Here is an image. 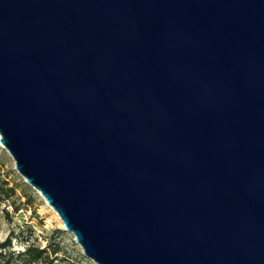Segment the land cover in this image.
<instances>
[{"label":"water","instance_id":"1","mask_svg":"<svg viewBox=\"0 0 264 264\" xmlns=\"http://www.w3.org/2000/svg\"><path fill=\"white\" fill-rule=\"evenodd\" d=\"M0 141L98 264H264V0H0Z\"/></svg>","mask_w":264,"mask_h":264},{"label":"rangeland","instance_id":"2","mask_svg":"<svg viewBox=\"0 0 264 264\" xmlns=\"http://www.w3.org/2000/svg\"><path fill=\"white\" fill-rule=\"evenodd\" d=\"M8 187H13L15 194L0 204V241L14 230L18 237L13 239L12 249L16 251L23 250L27 243L41 247L51 243V247L60 248V264H98L86 256L58 213L20 174L11 154L0 145V191ZM16 206L20 207L17 212Z\"/></svg>","mask_w":264,"mask_h":264},{"label":"trees","instance_id":"3","mask_svg":"<svg viewBox=\"0 0 264 264\" xmlns=\"http://www.w3.org/2000/svg\"><path fill=\"white\" fill-rule=\"evenodd\" d=\"M15 194L13 187H8L0 191V204L9 200ZM20 209L19 206L15 207V212ZM9 215L8 211L6 212ZM14 230H11L9 235L0 241V264H60L58 253L60 248L58 246L51 247V243L41 247L33 243H27L23 250L16 251L12 249L13 239L17 238Z\"/></svg>","mask_w":264,"mask_h":264},{"label":"bare ground","instance_id":"4","mask_svg":"<svg viewBox=\"0 0 264 264\" xmlns=\"http://www.w3.org/2000/svg\"><path fill=\"white\" fill-rule=\"evenodd\" d=\"M0 145H1L3 148H5V146L1 143V141H0Z\"/></svg>","mask_w":264,"mask_h":264}]
</instances>
